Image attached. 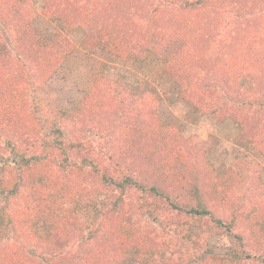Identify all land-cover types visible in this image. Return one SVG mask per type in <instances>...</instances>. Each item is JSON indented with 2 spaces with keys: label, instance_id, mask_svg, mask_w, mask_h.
<instances>
[{
  "label": "trees",
  "instance_id": "1",
  "mask_svg": "<svg viewBox=\"0 0 264 264\" xmlns=\"http://www.w3.org/2000/svg\"><path fill=\"white\" fill-rule=\"evenodd\" d=\"M57 1L45 0V17L69 26L73 12H104L105 21L94 26L104 45L113 52L128 40L132 30L129 19L109 17L105 12L108 5L102 0L93 6L90 0H83L76 3L73 12L63 4L55 5ZM17 2L18 6H10L6 14L18 12L15 39L19 52L26 55L30 71L37 68L52 72L71 51V44L63 31L52 36L39 34L30 22L35 15L32 6L27 1ZM156 2L146 11L138 4L127 11L149 20L150 38L163 49L177 35L181 41L185 37L174 54H168L171 57L164 70L181 75L182 79L185 76L186 103L216 118H221L231 105L255 108L264 114V0ZM173 6L210 9L200 16L214 14L215 20H189L173 36L175 26L164 27L156 17L160 8ZM210 44L213 55L207 62L200 57L196 62L201 48ZM200 61L204 68L201 71L197 69ZM32 76L24 71L0 72V264H121L128 253L138 264H264L262 194V199H257L254 186H247L244 199L241 196L237 203H229L234 197L232 183H244V178L239 180L229 169L209 177L211 193L199 184L198 173L190 183L186 182L183 170L190 166L191 158L186 148L188 140L160 122L150 88L145 86L142 95L129 98L127 89L118 82L112 84L98 77L78 113L71 118V129L77 127L81 137L73 133L68 139L60 128L52 126L51 135L43 138L39 135L40 119L25 107L22 98L28 85L41 82ZM214 78H219L220 83H206H213ZM240 81L248 84L246 90L238 91ZM141 86L134 90L140 91ZM228 87L234 89L236 101L230 96L232 104L215 107L211 96L222 89L223 98L229 94L224 92ZM254 118L244 129L233 117L243 137H253L257 130H264V125L260 127ZM117 119L122 120L120 125ZM88 127L96 136V143L84 137ZM114 129L121 133L111 144L106 132ZM148 147L153 156L150 162ZM138 168L141 174L147 171L144 178L137 175ZM80 182L85 186L78 185ZM215 204L226 205L230 210L228 224L215 215ZM147 213L157 221L159 233L165 234L164 228H169L173 235L166 233L168 237L174 236L194 251L192 262L189 258L179 263L165 250V242L150 236L149 228L142 225ZM81 215L84 228L76 219ZM36 221L47 229L44 238L36 236ZM221 224L227 232L239 226L248 231L246 240L236 235L239 251L230 249L220 254L208 245L202 229H221ZM70 242L75 245L71 247Z\"/></svg>",
  "mask_w": 264,
  "mask_h": 264
},
{
  "label": "rangeland",
  "instance_id": "2",
  "mask_svg": "<svg viewBox=\"0 0 264 264\" xmlns=\"http://www.w3.org/2000/svg\"><path fill=\"white\" fill-rule=\"evenodd\" d=\"M17 1H27L32 6L35 15L30 22L39 34L52 36L56 32L63 31L71 44V51L52 72L51 69L41 71L37 68H33L30 71L26 55L19 52V43L15 39V31H17V24L15 23H18V12L6 14V10L11 8L10 6H18ZM53 1L55 2V0H47V3H52ZM82 1L59 0L55 5L60 6V4H63L64 7H68L69 11L73 12L72 10L78 6L76 3L79 4ZM97 1L90 0L91 6ZM156 1L158 0H102V4L108 5V7L106 5L107 8L105 7V12L109 17H120L121 21L122 19H129V24H132V30L129 31L127 36L128 40L119 49L115 50L116 52L110 51L102 42L100 34L94 30L95 25L102 23V21L104 22L107 18V16L104 18V12L99 14L92 12V10H90V13L82 10L73 12L70 16L74 18L68 26L65 22L57 23L42 14L45 0H9L7 4H5L6 1H1L0 72L24 71L34 74L31 79L41 81L39 84L28 85L22 98L25 101V107L30 112H34L35 116L40 119L42 126L40 127L39 135L43 138L51 135L49 133L52 126L60 128L68 139H70L69 135L71 136L73 133L75 136L81 137L82 133L76 131L78 130L77 127H73V130L71 129L73 121L71 118L78 113L81 102H83L93 83L98 80V77L102 78L101 81L107 80L109 83L113 82L112 84L118 82L120 87L127 89L125 92H127L129 98L142 95V91H146V86V89L150 88L153 92L151 95L157 103L156 113L160 122L173 127L177 135L188 140L186 148L191 158L189 159L190 166L186 165L183 170L187 178L186 182L190 183L194 178V174L198 173L197 180L199 184L208 187L207 193H211L213 190L209 185V177L217 172L229 169L228 171L235 173L237 175L235 177H238L239 180L244 178V183H232L234 197L229 203H237V198L241 196L244 199L246 188L251 185L254 186L256 198L258 197L257 199L261 200L262 198L259 195L262 194L264 198V130H257L256 134L252 132L253 137H248L247 135L243 137L233 117L235 116L238 119L244 129L247 128V124H252L251 118L253 117L259 120V126L262 127L264 125L263 112H256L255 108H238V106L231 105L226 108L225 114H222L221 118H216L198 112L186 103V94L184 92L188 83L185 76L182 75L185 78L182 79L180 78L181 75H174L173 72L167 73L164 70L170 60L169 57H171L168 54H174L177 48L185 41V37L182 42L177 35L176 38H173L175 41L170 42L167 49H163L162 46L156 44L157 41L150 38L149 20L132 16L133 14L129 12L137 4L140 5L142 11H146L150 7H155L157 5ZM172 1L176 2L179 0ZM121 3L124 4L122 5ZM161 6L162 4L159 5V7ZM88 7L90 9L89 5ZM207 10L210 9L191 10L179 9L175 6L171 8L163 7L160 8L159 15L156 17L160 18L164 27L170 26V28H173L175 26L176 32H174L173 36H176L177 31H180L189 20L194 22H198V20L203 22L215 20L214 14L204 18L200 16V13H207ZM94 14H97L98 17ZM13 19L15 20L14 22ZM223 20L226 22L228 20L227 16L224 15ZM212 49L211 44L207 47L203 46L198 56H196V62L199 61V57L204 62H207L214 53ZM202 66L203 63L200 61L197 69L201 71L204 69ZM214 82L220 83L219 78H214L213 83L211 80L206 81L209 85H213ZM139 85H142L140 88L141 92L134 90ZM247 86L248 84L245 85L243 81H240L237 87L242 90L239 89L238 91H243L244 88L246 90ZM231 89V87H228L227 90L225 89L224 92L229 94L224 95L223 98L221 97L222 89L216 91L211 96V99H214L213 105L217 108H222L221 105L232 104L229 99L233 98L236 101L237 97L234 89ZM209 100L207 99L206 102H209ZM138 107L140 106L138 105ZM117 123L120 125L122 120L117 119ZM84 131V137L96 143V136L92 133L90 127ZM120 133V129H114L111 132L107 131L108 142L115 144V137ZM260 133L261 135H259ZM251 138L253 139L251 140ZM147 150L148 153L146 155L151 158L148 160L150 162L153 156L149 151V147ZM139 171L141 172V168L136 170L139 178H144L147 171L143 170L142 174ZM82 183L80 182L78 185L85 186ZM87 189L85 188V190ZM98 193L102 195L101 191ZM114 194L116 195L117 193L114 192ZM246 205H248L247 202ZM214 210L215 215L221 222L227 224L230 222V210L226 205L215 204ZM83 216L81 215L80 218L76 219H78V224H81L84 228ZM35 217L38 218L37 215ZM37 222L36 236L44 238L47 229L39 224L41 222L36 221V224ZM142 225H146L149 228L152 232H150V236H154L155 241L165 242V247H167L165 250L171 252L172 257L176 261L183 263V259L190 258L189 262H192L194 251L188 249L187 244L176 241L174 236L168 237L166 233L173 235L168 232L169 228H164L165 234L159 233L158 223L152 214L147 213L143 216ZM220 226L221 229L213 226L202 229L207 237L208 245L216 253L220 254H225L230 249L239 251L236 235H241L246 240L245 237L248 236V231L239 226L238 228H232L231 232H227L224 230L226 228L225 225L221 224ZM220 226L218 225L217 227ZM86 232L84 236H86ZM70 244L71 247L75 245L71 242ZM82 249L87 250V248ZM82 249L78 255H81ZM121 264H138V260L128 253ZM245 264H258V262L253 261Z\"/></svg>",
  "mask_w": 264,
  "mask_h": 264
}]
</instances>
